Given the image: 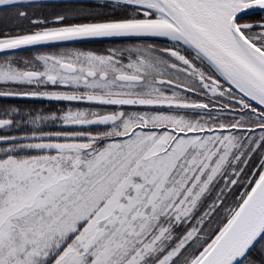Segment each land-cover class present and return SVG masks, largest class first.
<instances>
[{
  "label": "snow or ice",
  "instance_id": "snow-or-ice-1",
  "mask_svg": "<svg viewBox=\"0 0 264 264\" xmlns=\"http://www.w3.org/2000/svg\"><path fill=\"white\" fill-rule=\"evenodd\" d=\"M0 264H264V0H0Z\"/></svg>",
  "mask_w": 264,
  "mask_h": 264
}]
</instances>
